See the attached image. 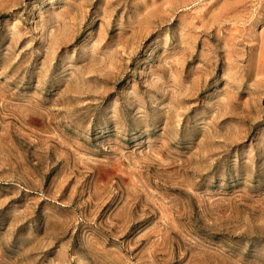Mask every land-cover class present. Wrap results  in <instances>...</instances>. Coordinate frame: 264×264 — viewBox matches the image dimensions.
Returning a JSON list of instances; mask_svg holds the SVG:
<instances>
[{
    "label": "rangeland",
    "instance_id": "374dc122",
    "mask_svg": "<svg viewBox=\"0 0 264 264\" xmlns=\"http://www.w3.org/2000/svg\"><path fill=\"white\" fill-rule=\"evenodd\" d=\"M0 264H264V0H0Z\"/></svg>",
    "mask_w": 264,
    "mask_h": 264
}]
</instances>
